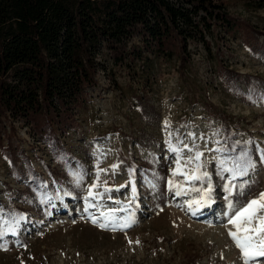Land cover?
Here are the masks:
<instances>
[{
  "label": "rangeland",
  "instance_id": "1",
  "mask_svg": "<svg viewBox=\"0 0 264 264\" xmlns=\"http://www.w3.org/2000/svg\"><path fill=\"white\" fill-rule=\"evenodd\" d=\"M213 1L239 25L229 33L214 27L208 46L190 43L184 68L176 58L153 59L149 74H143L141 63L133 71L98 73L75 129L58 137L63 155L82 176L65 205L37 201L57 191L59 178H70L62 150L55 157L52 145L31 128L15 123L13 131L6 121L0 148V264H243L229 236L235 228L228 224V193L216 172L226 160L225 130L234 127L232 140L254 153V167L243 192L232 191L229 199L239 208L264 192V161L255 152L257 146L264 150V8L243 0ZM169 139L183 150L180 165L191 170L197 161H185L203 153L200 162L212 185L206 204L189 208L201 192L185 181L179 196L168 187L177 165ZM226 163L231 167L232 159ZM138 166L165 176L162 188L144 186ZM98 169L106 170L99 181ZM31 173L44 180L38 188H32ZM94 183L99 184L94 195L102 194L95 199L88 196ZM207 187L208 181L201 189ZM86 202L92 205L87 211ZM17 210L27 214L20 224Z\"/></svg>",
  "mask_w": 264,
  "mask_h": 264
},
{
  "label": "trees",
  "instance_id": "2",
  "mask_svg": "<svg viewBox=\"0 0 264 264\" xmlns=\"http://www.w3.org/2000/svg\"><path fill=\"white\" fill-rule=\"evenodd\" d=\"M243 1L264 8V0ZM218 25L229 33L239 24L213 0H0V148L1 132L6 121H11V130L15 123L31 128L52 145L58 157L57 151L62 150L58 137L75 129L78 110L85 105L87 90L97 85L99 72L109 68L133 71L141 63L143 74H149L154 60L173 58L184 68L190 60L189 44L208 46ZM234 129L225 130L221 154L226 160L219 162L216 173L224 181L220 180L222 186L231 182L237 193L247 186L246 175L232 179L228 172L226 178L223 169L253 164L254 153L232 140ZM255 152L264 161V150L257 146ZM61 154L70 178L58 177L57 191L37 196L38 203L53 199L65 205L74 197L72 187L77 184L73 183L82 176L63 150ZM230 159L231 167L226 163ZM180 166L188 174L193 171L188 165ZM138 169L144 186L162 188L165 176L153 175L144 166ZM200 172H205L203 167ZM29 176L34 189L44 183L33 173ZM170 180L180 185L182 193L183 181L195 189L207 183L172 175L166 182L172 192L177 189L170 187ZM26 216L17 210L16 224Z\"/></svg>",
  "mask_w": 264,
  "mask_h": 264
},
{
  "label": "snow or ice",
  "instance_id": "3",
  "mask_svg": "<svg viewBox=\"0 0 264 264\" xmlns=\"http://www.w3.org/2000/svg\"><path fill=\"white\" fill-rule=\"evenodd\" d=\"M167 126V123H166ZM191 135V134H190ZM169 137L171 138V133H169ZM169 145V151L176 153V163L177 168L173 171V175L182 174L185 175L188 180H207L208 187L206 189H196L201 192V197L199 200H194L189 203V208L191 209L193 205H200L202 203H207L211 199L212 185L210 182L209 174L207 172H200V168L202 165L197 163L196 168L192 171L191 174L184 172L181 170L180 166V154L182 153V149L171 144L170 139L166 141ZM182 143V141H181ZM184 148H188V145H183ZM191 151V149H189ZM203 153L200 151H196L194 157L188 158L185 163L190 164L195 161H200ZM223 164V161L221 162ZM117 166L113 165L112 168L115 169ZM254 167L251 162H248L243 168L240 165H236L233 168H225L223 171H227L231 173L232 179H235L237 176L247 175V170L249 168ZM100 171H106L102 169H98L97 171V181H99ZM170 187H175L176 195H181L182 190L180 185L174 184L173 181H169ZM98 183H94L89 188L88 196L93 199L101 196V193H96L94 195L93 189L98 187ZM123 187V186H122ZM235 185H232L231 182L224 186L225 191L228 193V196L225 197L228 200V208L232 215L228 218V224L232 225L235 228V231H229V236L235 242L236 247L241 252V258L243 260V264H264V192L259 193L257 198H254L248 201L242 207L237 208L229 197L232 195V190ZM105 191H109L108 188H105ZM133 191L135 189L133 188ZM68 193H65L67 195ZM91 204L86 202L85 211H87L88 207H91ZM93 223L97 221L93 219ZM107 225H101V227H106ZM127 226V225H125Z\"/></svg>",
  "mask_w": 264,
  "mask_h": 264
},
{
  "label": "bare ground",
  "instance_id": "4",
  "mask_svg": "<svg viewBox=\"0 0 264 264\" xmlns=\"http://www.w3.org/2000/svg\"><path fill=\"white\" fill-rule=\"evenodd\" d=\"M206 204V203H205ZM206 206V205H205Z\"/></svg>",
  "mask_w": 264,
  "mask_h": 264
}]
</instances>
